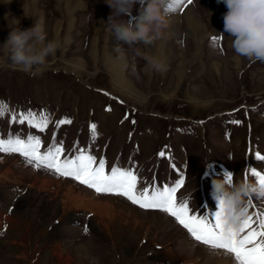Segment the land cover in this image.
<instances>
[{
  "label": "rangeland",
  "instance_id": "1",
  "mask_svg": "<svg viewBox=\"0 0 264 264\" xmlns=\"http://www.w3.org/2000/svg\"><path fill=\"white\" fill-rule=\"evenodd\" d=\"M139 8L120 18H135ZM226 12L219 0H185L170 18L177 19L171 35L149 46L123 45L117 51L124 59L118 71L127 87L110 62L107 42H116L107 23L114 10L106 0H0V44L14 29L42 19L48 39L61 45L37 75L12 65L0 48V137L38 136L41 153L62 145L61 160L83 150L96 157L97 165L104 159L106 173L121 163L137 174L138 192L148 188L151 194L183 178L177 203L187 204L192 215L214 214L213 180L246 170L247 120L240 108L231 114L241 105L261 104L256 113L248 112V123L257 143L250 167L264 174L258 171L264 160L257 159L264 155V62L235 53L233 37L224 32ZM188 13L202 24V38L185 20ZM219 33L224 37L217 44L213 37ZM145 55L164 69L146 71ZM104 106L113 111L104 112ZM126 106L134 115L119 120ZM29 111L38 118L48 115L45 131L19 123L20 113ZM63 119L71 123L58 124ZM193 120L205 121L195 126ZM92 124L96 129L89 134L86 125ZM23 125L31 130L18 128ZM253 202L264 213V201ZM1 220L7 231H0V264H214L210 247L195 241L168 213L37 170L19 153L0 152Z\"/></svg>",
  "mask_w": 264,
  "mask_h": 264
},
{
  "label": "clouds",
  "instance_id": "2",
  "mask_svg": "<svg viewBox=\"0 0 264 264\" xmlns=\"http://www.w3.org/2000/svg\"><path fill=\"white\" fill-rule=\"evenodd\" d=\"M227 12L224 14V32L233 39L231 46L238 56L252 62H264V0H219ZM114 14L109 17L107 31L117 44L130 48L143 44L149 46L165 37L170 27V18L178 11L174 0H106ZM139 4L138 15L129 20L134 7ZM224 33H219L220 43ZM58 39H48L42 19L35 20L32 27L16 28L7 41L0 44L5 56L19 70L37 75L46 65L48 57L60 48ZM139 54V50L138 53ZM146 71L151 68L162 71L164 65L155 58L144 56ZM213 194L218 201L220 219L226 233L238 232L250 216L249 205L253 199L264 201V183L246 169L240 176L227 173L213 180Z\"/></svg>",
  "mask_w": 264,
  "mask_h": 264
},
{
  "label": "snow or ice",
  "instance_id": "3",
  "mask_svg": "<svg viewBox=\"0 0 264 264\" xmlns=\"http://www.w3.org/2000/svg\"><path fill=\"white\" fill-rule=\"evenodd\" d=\"M188 4L192 0H186ZM185 0H174V6L181 8ZM213 37V41H216ZM110 111V109H108ZM4 111L0 109V117ZM17 117L12 115V122H16ZM27 122L29 126L45 131L49 123L47 114L37 117L34 112L27 114L20 113L19 123ZM59 124H70V119H63ZM239 123V121H235ZM96 125H91L94 133ZM42 141L38 136L29 135L27 140L19 136L9 134L7 139L0 137V152L19 153L26 162L33 165L37 170L45 168L54 171L57 175L71 177L79 183L93 189L97 194H113L127 198L133 204L142 209L161 210L174 217L191 235V237L213 250H224L231 255L236 264H264V213L257 211L253 219L250 215L245 220L238 232L226 233L221 219L220 212L209 213L204 216L192 215L187 204H178L176 193L184 184V179H179L175 186H165L162 190L155 188L149 194V189L145 188L142 192L137 191L138 176L132 169H122L113 167L110 173L105 172L106 161L101 159L97 165L96 157L85 154L79 150V154L74 158L60 159L63 152L62 145L53 144L46 152L41 153ZM161 157L164 152H160ZM257 159L264 160V156L257 154ZM257 179L264 183V174L251 170ZM249 207H254L251 203ZM258 220V224H257ZM254 225H257L254 227ZM87 231V227L85 228Z\"/></svg>",
  "mask_w": 264,
  "mask_h": 264
},
{
  "label": "bare ground",
  "instance_id": "4",
  "mask_svg": "<svg viewBox=\"0 0 264 264\" xmlns=\"http://www.w3.org/2000/svg\"><path fill=\"white\" fill-rule=\"evenodd\" d=\"M39 20V19H38ZM185 20L189 23V27H191V28H194L195 29V31H194V33L196 34V35H198L200 38H202V36H204L205 35V33L203 32V26H202V24L200 23V21H199V19L198 18H195V17H193L192 15H190L189 13L187 14V16H186V18H185ZM177 22V19H171L170 20V27H169V29L167 30V33H166V35L165 36H169V35H171V33H173V29L175 28V23ZM108 43V47H109V49H111V51H110V53H112L111 55H110V62H111V64L112 65H115L114 67L116 68L115 70H113L114 71V73H115V76L117 77H120V79H121V85L122 86H129L128 85V82L122 77V76H120V74H119V69L120 68H122L123 67V62H124V59L121 57V55H120V53H118L117 52V46H116V44L115 43H113V42H111V40L110 41H108L107 42ZM120 52V51H119ZM109 53V52H108ZM107 53V54H108ZM157 57V56H156ZM169 58V57H168ZM118 66V67H117ZM119 70V71H118ZM127 89V88H126ZM112 200V199H111ZM80 205V204H79ZM94 205V204H93ZM127 205V204H126ZM96 206V205H95ZM95 206H93L94 208H95ZM106 206H108V204L106 205ZM96 209H98L97 208V206H96ZM130 209V208H129ZM91 210H93L94 212H95V210L94 209H92L91 208ZM135 210V209H134ZM136 212V211H135ZM97 213V212H96ZM137 213H138V211H137ZM136 215V214H135ZM108 230V229H107ZM197 247V246H196ZM208 252H210V253H212V254H214V259H213V263L214 264H236V262H235V260H234V258L231 256V255H228V254H226L225 252H222V251H217V250H213V249H210V248H207L206 249Z\"/></svg>",
  "mask_w": 264,
  "mask_h": 264
}]
</instances>
